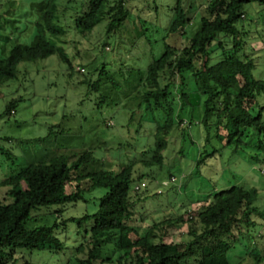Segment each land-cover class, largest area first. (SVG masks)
Segmentation results:
<instances>
[{
	"label": "rangeland",
	"instance_id": "obj_1",
	"mask_svg": "<svg viewBox=\"0 0 264 264\" xmlns=\"http://www.w3.org/2000/svg\"><path fill=\"white\" fill-rule=\"evenodd\" d=\"M41 0H6L0 7V26L15 43L32 46L35 42V22ZM82 0H60L57 25L63 30L59 41L73 65V72L60 58L52 56L19 66L16 81L0 87V183L33 163L56 156L73 161L80 154L92 152L95 162L89 172L111 169L119 172L130 162H136L135 176L145 175V190L139 194L135 214L143 233L156 223L182 218L184 223L168 227L164 243L182 244L188 241L190 217L210 204L211 195L232 186L256 188L255 207L264 209V164L255 163L251 156L235 154L222 146L200 124L202 105H173L183 124L174 128L167 139L165 167L147 170L141 161L150 159L158 127H163L165 112L142 101L146 91L147 68L160 58L167 47L181 51L188 39L199 29V20L206 14L204 0L188 1L192 23L184 35H169L176 0H123L128 14L117 32L106 33L107 20L92 33L82 36L74 30V17ZM120 0H114V5ZM193 7L192 9H190ZM66 9V10H65ZM246 21L241 28L245 34L244 54L255 62L254 78L264 81V7L252 4L246 8ZM13 22V23H12ZM217 54L213 60H217ZM106 73L101 76V70ZM86 81V83H84ZM170 81L166 80V82ZM20 98L16 111L4 116L5 106ZM181 101V100H180ZM184 103V101H183ZM262 112L264 95L257 98L253 113ZM176 119V117H175ZM6 152L11 153L7 158ZM200 158L204 161L198 165ZM151 175V177H148ZM9 188H0V200L11 203ZM95 188L83 199L65 206L42 208L32 214L26 229L58 224L55 236L64 243L60 254L50 251L16 254L18 264H67L82 244L86 229L71 219L93 215L100 199L107 194ZM257 227L250 229L229 253L235 264L248 250L264 251V219L256 218ZM257 239V242L255 241ZM111 254L113 246H108ZM118 255V254H117ZM116 254L114 257L117 256ZM8 264H12L9 262ZM241 264H254L251 258Z\"/></svg>",
	"mask_w": 264,
	"mask_h": 264
},
{
	"label": "trees",
	"instance_id": "obj_2",
	"mask_svg": "<svg viewBox=\"0 0 264 264\" xmlns=\"http://www.w3.org/2000/svg\"><path fill=\"white\" fill-rule=\"evenodd\" d=\"M5 1L0 0V7ZM113 1L82 0L80 11L74 17L75 32L82 36L92 33L106 20L107 34L120 30L128 11L123 0L111 5ZM188 1L194 0H176L169 35H184L191 25L193 10L187 9ZM204 2L206 14L200 17L199 29L183 49L179 52L167 47L147 68L142 101L155 105L166 115L164 126L157 128L150 159L140 162L147 170L164 169V153L168 148L165 139L183 124L173 105L192 106L193 100L202 105L200 124L207 132V141L211 140L212 131L217 141L233 153L253 151L252 160L264 164V117L261 111L258 115L253 113L257 98L264 95V81L254 78L256 65L244 54L245 34L241 30L246 21V8L252 4L264 7V0ZM37 5L33 7L38 9L32 46L15 43L9 34L2 33L4 27L0 26V87L18 79L21 64L56 55L73 72L68 55L53 42H58L63 35L57 25V14L62 8L60 0H41ZM215 54L218 59L214 61ZM105 73L103 68L101 76ZM20 102V98L8 102L3 115L14 114ZM5 155L11 157L9 152ZM203 161L200 158L198 165ZM94 162L90 151L73 161L56 156L30 164L0 183V188H9L7 196L13 199L11 203L0 200V264H18L14 256L26 252L62 253L65 245L54 234L57 223L31 231L26 229V224L35 211L76 203L83 199L84 193L95 188L108 192L100 199L96 213L69 220L79 227L85 225L86 229L82 244L67 264H232L229 253L244 236L251 235L249 230L258 225L256 218L264 219V209L255 207L258 190L232 186L211 195L210 204L190 217L188 241L166 244L163 240L167 228L184 221L182 218L164 220L143 233L138 231L141 221L135 209L139 194L146 187L138 191L135 188L141 187L146 177L135 176L137 163L130 162L119 172L112 170L111 165L91 173L88 168ZM158 230L164 234L158 236ZM108 246H113L112 255L104 252ZM115 254L118 255L114 257ZM246 258H251L254 264H264V251L248 250L242 260ZM242 260L235 264H241Z\"/></svg>",
	"mask_w": 264,
	"mask_h": 264
},
{
	"label": "built area",
	"instance_id": "obj_3",
	"mask_svg": "<svg viewBox=\"0 0 264 264\" xmlns=\"http://www.w3.org/2000/svg\"><path fill=\"white\" fill-rule=\"evenodd\" d=\"M145 187H146V184L143 183V184L141 185V187L138 186V187L135 188V190L138 191L140 188L144 189Z\"/></svg>",
	"mask_w": 264,
	"mask_h": 264
}]
</instances>
